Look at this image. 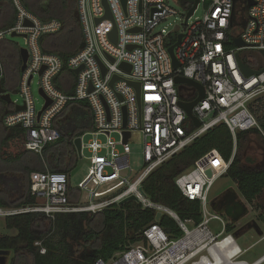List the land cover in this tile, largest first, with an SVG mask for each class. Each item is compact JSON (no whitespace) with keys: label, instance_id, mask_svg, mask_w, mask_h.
<instances>
[{"label":"built area","instance_id":"2783aa9c","mask_svg":"<svg viewBox=\"0 0 264 264\" xmlns=\"http://www.w3.org/2000/svg\"><path fill=\"white\" fill-rule=\"evenodd\" d=\"M3 1L7 0H0ZM10 1L16 8V20L11 28L0 30V44L13 33L25 36L29 59L19 86L24 98L20 106L26 109L17 112L18 104L12 101L14 110L4 117L5 127L20 124L26 132L25 148L42 155L48 145L60 139L55 122L68 103L86 100L93 111L95 128L81 137L82 155L85 150L89 153L85 157L88 173L77 187L71 185V178L65 173L33 172L31 191L37 203L0 208V219L30 213L43 214L52 221L62 214L96 215L135 197L143 210L154 212L156 217L160 213L174 219L183 236L171 239L159 224L153 223L142 231L143 242L116 253L109 261L99 259L96 264H198L202 258L208 259L214 245L227 239L240 249V258L246 250L237 245L235 232L227 233V226L232 223L224 215L211 214L209 198L214 184L227 174L238 154V134L258 130L264 135L252 110L264 98V0H251V7L249 0H200L188 20L190 9L183 8L182 32L178 27L160 28L178 15L170 0H126L125 5L123 0H106L113 20L105 18L104 0H79L86 44L67 63L73 74L80 69L78 75L74 74L77 80L75 95L71 97L55 85L63 62L40 47L41 37L59 32L61 24L41 21L21 0ZM175 2L179 4L178 0ZM201 5L204 13L196 17ZM97 20L102 21L97 24ZM115 29L116 41L111 37ZM179 35L183 38L174 55L180 67L174 69L169 49ZM238 38L244 47L235 45ZM240 63L259 74H245ZM123 64L131 70H125ZM36 75L40 89L51 101L40 118L31 93ZM176 77L189 79L205 89L204 99L193 109L199 128L180 105L195 101L198 91L175 83ZM131 83L140 85V103ZM221 124L233 136L231 160L225 162L213 151L175 180L182 197L201 206L202 223L191 226L170 208L150 199L144 184L154 171ZM87 136L92 139L84 144ZM138 141L143 146L144 169L135 172L130 144ZM212 155L215 160L205 162ZM84 198L86 202L82 203ZM213 220L221 223L218 233L209 229ZM45 253L41 249V254ZM263 259L264 255L254 264Z\"/></svg>","mask_w":264,"mask_h":264},{"label":"trees","instance_id":"16d2710c","mask_svg":"<svg viewBox=\"0 0 264 264\" xmlns=\"http://www.w3.org/2000/svg\"><path fill=\"white\" fill-rule=\"evenodd\" d=\"M21 1L41 21L55 20L61 24L59 32L41 37L40 47L44 53L61 59L64 67L56 77L55 85L65 95L74 96L77 77L68 69L67 63L86 44L79 0ZM194 1L178 0V3L189 10ZM15 20L13 2H0V30L11 28ZM19 51L16 43L6 40L0 44V81L9 93L19 92L22 76ZM13 110L12 104L0 99V208H21L37 203L31 191L30 175L33 172L49 170L65 173L71 178L79 163L74 140L95 128L89 102L71 101L55 122L60 139L48 145L39 155L25 148L26 132L23 128L5 127L4 117ZM252 110L264 133V112L258 117L260 109L254 106ZM253 134L260 135L261 132L239 133L238 143ZM213 151L218 152L225 162L231 160L233 136L226 125L211 129L154 171L144 184L146 195L173 210L182 221H189L191 226L200 225V204L184 199L175 180ZM215 158L212 155L205 162H213ZM254 163L252 158L244 160L238 153L225 175L235 182L240 196L249 206H254L264 193V166H248ZM181 164H185V170H180ZM259 218L264 221L263 215ZM153 223L159 224L171 239L183 236L174 219L163 215L157 220L154 212L143 210L136 202L115 206L96 215L62 214L54 221L40 213L24 214L5 219L6 231L14 234L0 235V252L13 254L10 264H96L99 259L109 261L116 253L143 242L142 231ZM235 231L236 225L228 224L227 233ZM41 249H45L46 253L41 254Z\"/></svg>","mask_w":264,"mask_h":264},{"label":"rangeland","instance_id":"374dc122","mask_svg":"<svg viewBox=\"0 0 264 264\" xmlns=\"http://www.w3.org/2000/svg\"><path fill=\"white\" fill-rule=\"evenodd\" d=\"M171 7L178 12V15L168 19L166 22L161 25L160 28H168L173 30L174 28H179L181 32L183 31L182 24L184 23V9L175 2V0H170ZM204 13V6L201 5L198 9L196 17H201ZM7 41L16 43L19 45L20 48L25 47V41L23 38H12L11 36L6 37ZM40 78L38 75L34 77V80L31 85V93L33 96L34 104L36 107L37 112H39L44 106V99L41 97L39 90H40ZM12 101L16 102L18 106L24 103V98L21 93L12 92L10 91ZM256 108L260 109L258 117H261L264 112V99L260 104L256 105ZM113 138L119 140L117 135H113ZM91 136H87L84 138V144L88 143L91 140ZM132 153H131V165L135 172H139L144 169V159H143V146L138 142H132L130 144ZM242 159L246 160L247 157L252 158L254 160V165L249 167H263L264 166V135L260 134H253L248 136L241 144L238 143V152ZM84 158L79 159V163L76 166L75 170L71 176V185L73 187H77L78 184L85 178L88 173V162L85 157L89 156L88 151H84L83 153ZM185 164H181L180 170H185ZM47 167V166H46ZM187 171V170H186ZM184 171V173L186 172ZM183 174V173H182ZM229 191H233L237 195L240 196L239 190L235 182H233L227 176L222 177L219 179L213 186L210 198H209V210L211 214H216L214 209L211 207V203H213L220 195L227 193ZM241 197V196H240ZM242 198V197H241ZM86 200L82 201L85 203ZM250 209V213L246 218L236 224V231L241 229L239 232V238L236 239L237 245L242 249L246 250L242 254V256L236 259V264L240 262H248L249 264L255 263L258 259H260L264 255V221L260 220V216L263 215L264 217V193L261 197L257 200L254 206L247 205ZM222 219L227 223V219L222 217ZM221 223L217 220H213L209 224V229L214 233H218L221 228ZM250 227V228H249ZM191 228V227H190ZM262 233V235L260 234ZM11 234L13 232H8L5 229V220L0 219V235ZM204 254L207 255V251H204ZM197 260V259H196Z\"/></svg>","mask_w":264,"mask_h":264},{"label":"water","instance_id":"95a60500","mask_svg":"<svg viewBox=\"0 0 264 264\" xmlns=\"http://www.w3.org/2000/svg\"><path fill=\"white\" fill-rule=\"evenodd\" d=\"M126 0H123V3L125 5ZM200 0H195L194 1V5L193 7L190 9V11L187 14L186 20H188L194 13V11L197 9L198 4H199ZM104 4L107 8V15L105 18L111 19L112 15L109 11L108 5L106 0H104ZM252 1L249 0V7H251ZM102 20H97V24H99ZM27 25H30V23L27 22ZM12 38H23L25 36H21L18 35L16 33H13ZM111 37L116 41V29L113 31V33L111 34ZM183 38V35H179L178 37V41L170 47L169 49V53L173 59V66L174 69H178L180 67L178 61L175 58L174 55V51L175 48L177 46L180 45L181 40ZM235 45L239 48L244 47L245 43L242 41L241 38L235 39ZM20 58L22 61V66H21V72H24L26 70L27 67V63H28V59H29V52L26 48H20ZM264 55V52H263ZM240 66L243 70V72L247 75H252V74H259L257 72L252 71L249 67H247L246 65L240 63ZM122 67L127 70L128 72L131 70V67L127 64H123ZM44 71V69L40 72V74H42ZM80 73V69L75 70L74 74L78 75ZM32 77L30 78L31 81ZM116 80V79H115ZM114 80V81H115ZM175 83L177 84H185L188 86H192L194 87L197 91H198V98L191 102V103H183L181 102L180 105L181 107L186 111L188 117L193 121L195 127L199 128L200 127V122L199 120L193 115V109L194 107L201 101L204 99L205 97V89L203 86L189 80L183 77H176L175 78ZM131 85L136 88L137 92H138V101L140 103V85L136 84V83H131ZM39 93L41 95V97L44 99L45 103L43 108L39 111L38 113V117L40 118L41 114L43 113V111L51 104V101L47 98V96L45 95V93L43 92L42 89L39 90ZM0 99L7 102L8 104H12V97L11 94L9 92L6 91V89L3 88L2 83L0 81ZM26 107L23 106H17L16 107V111H22L25 110ZM18 128H21L22 126L19 124L17 126ZM126 140L129 138V134H125ZM74 146L78 155L79 159H83V155H82V138L78 137L74 140ZM209 176H211V171H209L207 173ZM225 195H223V199L220 198V196L213 202L211 203V207L214 209V211L220 215H224L232 224L236 225L237 223H239L240 221H242L244 218H246L248 216V214L250 213V209L247 206V204L245 203V201L236 193H234L233 191H229L227 193H224ZM132 201H137V199L135 197H131L128 198L124 201H122L120 203V206H123L124 204L128 203V202H132ZM161 214L159 213L156 217V219H160ZM250 228V227H249ZM243 230V229H241ZM241 230L237 231L234 233V238L238 239L239 238V232H241ZM262 235V233H260ZM10 256L9 253L6 252H0V264H6L7 263V259ZM5 261V262H4Z\"/></svg>","mask_w":264,"mask_h":264},{"label":"bare ground","instance_id":"6f19581e","mask_svg":"<svg viewBox=\"0 0 264 264\" xmlns=\"http://www.w3.org/2000/svg\"><path fill=\"white\" fill-rule=\"evenodd\" d=\"M232 243L231 239H227L225 242L214 245L209 251L208 259L204 257L198 264H236V259H238V254H240L241 251ZM262 262H264V259L256 264H261ZM238 264L249 263L240 262Z\"/></svg>","mask_w":264,"mask_h":264},{"label":"flooded vegetation","instance_id":"af4514ba","mask_svg":"<svg viewBox=\"0 0 264 264\" xmlns=\"http://www.w3.org/2000/svg\"><path fill=\"white\" fill-rule=\"evenodd\" d=\"M12 257H13V254L10 253V256L8 257V259H7V263H6V264H10V261H11ZM4 262H5V261H4Z\"/></svg>","mask_w":264,"mask_h":264}]
</instances>
